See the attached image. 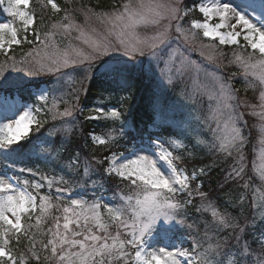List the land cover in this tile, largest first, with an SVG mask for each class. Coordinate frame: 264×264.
Returning a JSON list of instances; mask_svg holds the SVG:
<instances>
[{"label": "snow or ice", "instance_id": "1", "mask_svg": "<svg viewBox=\"0 0 264 264\" xmlns=\"http://www.w3.org/2000/svg\"><path fill=\"white\" fill-rule=\"evenodd\" d=\"M3 3L4 0H0V4ZM39 4L42 9L50 6L53 16L64 13L58 21L53 20L43 39L35 30L36 13L26 11L30 0H7L5 11L13 21L0 23V52L6 56L0 62V91H22L29 87L25 77L45 74L55 75L58 82L65 78L70 82L72 73L68 70L76 68L84 71L86 80L100 72L118 87L128 89L145 77L146 61L149 71L155 73L158 68L162 82L173 87L176 77L194 73L190 91L182 94L193 105L197 104L198 97H206L208 101L205 111H201L202 105L194 108L195 143L206 147L210 153L231 158L233 164L226 173L225 183L234 182L243 191L238 199L225 193V205L236 209L233 212L229 207L221 211L216 201L201 190L202 184L193 187L197 173L189 174L178 167L183 157L173 151L186 147L184 139L192 129L191 122H186V129L180 133L183 139H174L175 134H169L165 140L151 132L145 138L138 129H133L138 133L135 136L127 131L128 123L115 107L96 106L88 109L94 114L86 119L120 121V126L118 135L116 129L99 135L90 133L94 146L111 149L125 136L130 141L138 139L139 143H133L128 154L112 152L103 159L85 158L81 162L80 153L76 152L66 165L69 174L75 170V176L70 179L63 175L49 177L40 173L43 183H31L27 179L13 183L7 176L0 175V264L5 260L8 264H17L18 259L19 264H28L23 255L18 258L9 247L13 240L19 244L21 236L28 241L31 258L38 262L41 256L35 249L37 242L40 243L46 253L43 256L45 264H264V0H254L242 9L230 0H201L198 11L204 19L190 21L189 27H185L182 21L192 9L181 7L182 0H127L112 12L88 9L85 25L94 16L99 24L104 25L103 32L91 26L86 30V27L76 24L56 0H39ZM249 10L257 13L256 22L250 18ZM213 19L219 22L210 23ZM15 21H19L22 27L15 26ZM30 28L41 47L30 49L17 61L9 52L13 45L21 44V32L25 33L23 42L33 43L26 35ZM57 31L66 35L76 31V39L85 47L73 46L70 42L66 47H60L52 40ZM198 31L204 38L218 41L219 45L251 49L247 55L234 52L228 63L240 70L245 91L259 87L258 103H250L238 95L240 89L232 83V78L237 75L235 72L230 78H225L216 72L205 71L199 63L185 56L179 47H173L174 41H181L189 50L198 51L204 60L220 67L223 53L217 51L215 44L200 41ZM241 36L244 45H240L238 38ZM113 53H119V56ZM202 71L205 82L199 79ZM80 91L85 90L83 87L74 90L75 103L59 98L60 103L66 105L63 111L59 110L57 99H53L48 112L53 120L60 119L63 123L54 125L48 137H37L36 141L28 139L34 126L39 130L46 122L37 116L43 111L41 107L17 110L8 123L0 125V156L9 161V168L17 160L25 158L26 152L29 153L28 158L36 155L37 147L41 149L39 158L45 162L62 158L67 140L57 142L49 137L57 131L66 135L72 132V127L66 126L69 121L65 118H72L77 110L83 113L84 109L79 106ZM4 99L7 103V97ZM39 100L47 105L48 94L40 93ZM242 109H248L247 115L260 121L255 127L261 147L254 149L256 158L252 165L253 173L260 181L258 185L246 179L244 149L248 139L244 129L247 121ZM201 132H206L207 138ZM22 141H27V144ZM105 161L107 164L102 169L95 167L104 165ZM19 171L37 175L30 168L21 167ZM199 174H207L206 169L201 168ZM105 177L127 182L124 185L127 191L118 186L111 204L104 200L103 195L96 197L98 191L107 190ZM89 184L93 191L89 199L74 190L76 187L86 188ZM45 185L49 190L56 185L57 195L42 194L40 190ZM65 194L66 200L63 198ZM184 194L187 199L180 198ZM195 197L200 199L198 205L193 204ZM245 203L251 209V218L245 214ZM192 207L197 213H209L211 216V221L202 220V235L199 234L201 223L198 222L201 218L190 214ZM54 209L62 215H53ZM37 211L35 225L25 226L22 217L27 215L31 220L29 214ZM49 218L52 225L43 229L42 225ZM258 226L260 231L257 234ZM34 227L36 232L31 231ZM185 230L191 237L189 247L175 242L177 234ZM193 231L197 234L193 235ZM37 236H47L48 239L46 242L42 239L37 241Z\"/></svg>", "mask_w": 264, "mask_h": 264}, {"label": "rangeland", "instance_id": "2", "mask_svg": "<svg viewBox=\"0 0 264 264\" xmlns=\"http://www.w3.org/2000/svg\"><path fill=\"white\" fill-rule=\"evenodd\" d=\"M63 1L65 2L66 7H63L62 9H66L68 11L69 16L74 19L76 24L81 25L82 27H86V30H87V26L95 27L97 31L99 32L104 31V25L99 24V22L95 19L94 16L88 20V25L87 26L85 25L87 10L92 9L94 12H112L115 9L119 8L122 3L127 2V0H123L120 3H117L116 6H111L109 9L106 10V9H100V8L94 9L93 7L90 6L87 0H63ZM200 2L201 0H182L181 7L192 9L189 15L187 17H184V20L182 21V24L185 27H189L190 26L189 22L192 20L203 21L204 18L202 14L198 11V6ZM230 2L234 6H238L239 8L242 9L244 5L254 2V0H230ZM255 2H258V0H255ZM36 6H37L36 12L39 14V19L37 18V15H36L35 30L38 33H40L41 38L43 39L44 33L50 30V25L53 22V20L58 21L64 15V13L61 12L53 16L50 6L47 9H42L39 4V0H36ZM6 7H7V0H4V3L0 4V23L13 21V18L9 16L8 13L5 11ZM26 11L33 12L30 7L26 9ZM258 11L259 9H257V12ZM256 14L257 13L251 12V10H249V16L251 19H253L254 22H256L255 21ZM217 22H219L218 19H213L210 23L215 24ZM15 26L22 27L19 21H15ZM225 30L226 29H222L221 31H225ZM197 34H198V38L200 41H203L204 43H207V44H215L217 46V51L223 53L222 63L220 67H217L216 64L214 63H209L208 61L204 60V58L200 56L198 51L189 50V47L183 44L181 41H174L173 47L174 48L179 47L185 56L189 57L192 62L199 63L205 71L218 73L219 69H221L220 73L221 72L223 73V71L226 73L225 76L221 73V75H223L225 78H230L231 73L235 72L237 75L234 78H232L233 85L235 86V88H238V89H240V84L243 87V89L239 91L238 95L242 99H246L250 103H253V104L258 103L257 97L260 91L259 87H257L255 90L249 89L245 91L243 77L240 75V70L234 64L229 65L228 63L229 60L232 59L233 54L226 53L224 51V48H230L236 45H219L218 41H210L207 38H204L202 36V32L198 31ZM19 35L22 39L21 44L13 45L11 51L9 52V55L14 56L17 61L22 59L30 49L35 50L36 48L41 47V45L35 41L31 28L29 29L26 35H27V39L29 41H33V43L23 42V36L25 35V33L21 32ZM76 36H78V33L76 31H72L70 35H66V34H63L61 31H57L55 35H53L52 40H54L62 48L66 47L69 44V42L73 46L85 47L81 43V41L76 39ZM238 39H239L240 45L245 44L242 36ZM22 47H25L26 49H23ZM247 50L248 52L251 51L250 48H248ZM49 51H51V49H49ZM205 51H210V49H205ZM234 52L241 53L240 49H236ZM112 55L119 56V53H113ZM244 55H247V54H244ZM120 58L125 59L124 57H120ZM5 59H6L5 54L3 52H0V62H3ZM104 59H108V57H105ZM142 59H145L146 61V58H142ZM97 63H100V62H97ZM144 66L146 70V75L143 78V80L150 81L152 85H154L160 91L163 97L167 98L169 102L174 103L175 105L173 106H175L178 111L180 112L182 111L181 113L184 115V118L181 124L178 126L180 133L186 129V122H191L192 129L191 131L187 133V136L191 135L195 139L196 123L193 117L196 115V112L194 111V108L202 105L203 107L201 111L203 112L207 109V104H208L206 97H198L197 104L193 105V103L190 100L186 99L185 96L182 94V92L190 91L192 87V81L195 78V74L187 73V74H184L183 76L176 77V84H175V87H173V86L167 85L166 82H162V80L160 79L158 75L159 73L158 68L155 69V73H153L152 71L148 70L149 65L147 61L145 62ZM216 68L218 70H216ZM68 71L72 73V80L70 82L67 80V78L58 82L57 77L55 75H48V74L40 75V76L32 77V78L25 77L24 79L29 81V88L31 89V92H32V96L29 100H19L17 98L12 99L8 97V95L5 94L7 93L6 91L8 90L0 91V125L4 123H8L13 118V115L14 113L17 112V110L24 109L25 107H34V106L41 107L43 111L41 113H38L37 116L41 121H46V122L43 123V126L40 127L39 130H37L36 127L34 126L32 128L29 138L33 135L32 137L34 138L33 141H36L37 137H48L49 130L53 129L54 125L59 126L63 123V121L60 119L53 120L52 114L48 112V108L51 107L54 98L57 99L58 103H60L59 101L60 97H63L65 101L75 103L76 101L74 99V96H75L74 90H79L81 89V87H83L85 91L79 92V95H80L79 106L83 108L82 99L84 98L86 88L91 80L84 79V71L81 68H76L74 70L69 69ZM97 73L99 72H95L94 75H96ZM13 75H16V74L13 73ZM199 79L201 82H205L204 71L200 73ZM10 91H13V90H10ZM42 92L48 94L47 105H45L43 102L39 100V94ZM5 97H7V103H5V99H4ZM33 100H34V104L32 105L29 102ZM65 106L66 105L64 103H60L59 110L63 111ZM109 108H112V107H109ZM242 110L245 112L244 119L247 121V127L244 129V134L248 139V143L244 149L246 153V160H247L246 179H251V182L253 184L258 185L260 181L253 173L252 165H253V161L256 158V153L254 152V149L259 150V148L261 147L258 142L259 133L257 132V129L255 127L256 125L260 123V121L256 117L247 115L248 109H242ZM93 114L94 113H90V112L81 113L78 110L75 111L72 118H65L69 121V125H66V126H71L72 132L66 135L63 132L57 131L55 132V135L53 137H49L50 139H55L57 142H59L61 139L67 140L66 147L63 151V156L60 160H49L48 162H45L44 160L39 158L38 154L41 152V149L37 147L36 149L37 154L35 156L37 159H39L41 162L44 163L45 165L44 168H37V167L25 166V165H16V166L14 165L12 168H9V167H6V165L0 164V166H3V167H0L1 168L0 175L7 176L13 183H16L17 181L22 182L26 179L30 181L31 183H43V181H41L40 173H43L49 177L51 176L59 177L63 175L65 179H70V177H74L75 170H73V172L69 174L66 168V165H67L69 158L72 157L76 152L80 153L81 162L85 158L89 160H92L93 157L101 158V156L99 155L96 156V154L94 155L92 153V148L96 146L92 144L89 134L96 133L99 135L111 129H116L117 131L120 126V121H111V120H105L104 118H101L99 120H94V121H100L103 124L100 126H96L94 131L88 132L87 130H85V128L87 127L86 123L87 121H91V120H88L85 117L89 115H93ZM200 134L204 136L205 138H207L208 134L206 132H201ZM162 138L167 140L164 137ZM173 138L183 139V137L181 136L173 137ZM185 140L186 139H184V143H186ZM198 147H200L202 150L204 148L207 149L206 147L202 145ZM173 151L180 153L181 150H173ZM125 154H128V152ZM221 157L224 158L223 156ZM213 158L217 161H225L224 169L221 170V172H217L216 180H215L216 185H218L219 181L223 183L222 190H224V185L226 184L225 176H226V173L230 170V166L233 164V160L231 158H227V159L226 158L217 159L215 157ZM211 163L215 165H219L217 163H213V162ZM106 164H107V161H105L104 165H99L95 167L102 169L103 167L106 166ZM21 167L30 168L34 172H37V175L33 176L31 173L27 171L22 173L19 171ZM178 167L186 170V163L184 162V160L178 163ZM209 177H210V173L207 172V174L204 175V178L208 179ZM126 183H127L126 181H120L118 178H115V177H111V178L105 177V184H106L107 190L98 191L96 193V197L98 198L100 195H103L104 200L108 202L109 204H111L113 203L112 196L115 192L118 191V186L119 188L124 189L125 192L127 191V189L124 188V185ZM196 184H199V183H197V181L194 180L192 182L193 187H195ZM202 185H203V188L201 190L207 193V191L204 190L205 185L203 184V182H202ZM231 185L233 188L229 189V187L227 186L226 188L228 190L221 191V193L228 192L231 195V191L235 188V186L238 187V185L233 182L231 183ZM55 187L56 185H53L52 189L49 190L47 186L45 185L43 190L42 191L40 190V192L42 194H50L53 197H55L57 195V193L55 192ZM238 188L240 190L236 189L238 191L237 198L239 197L240 192L243 191V189H241L240 187ZM29 190L32 191L31 188ZM74 190L76 192L84 194L85 199H89L93 196V191L91 189L90 184L86 188L76 187ZM208 194H209V197L212 196L211 193H208ZM63 198L66 200L67 194H65ZM180 198L187 199V195L186 194L181 195ZM199 203H200L199 197H195L193 200V204L198 205ZM244 208L245 210H247V216L251 218L252 213H251V209L249 208L248 203L244 204ZM189 212L193 217L201 218V221H198V222L201 223L199 234L202 235L204 231L202 220L206 218L208 221H211L210 214L209 213H197L194 207L190 208ZM38 214L39 212L37 211V213L35 214L30 213L29 215L36 216ZM52 214L62 215V213L57 212L55 209L53 210ZM27 219H28L27 215L22 217V223L24 224V221ZM189 222L191 223L192 221L190 220ZM52 223L53 221L49 218L47 222L42 225V228L47 229L49 226L52 225ZM32 224L35 225V221ZM32 232H36L35 227L32 228ZM192 234L196 235L197 233L193 231ZM41 239L46 242L48 237L47 236H37V241ZM190 240H191V237L187 234V230H185L184 233L177 234L175 242L183 243L184 247H189ZM35 250L41 256V260L39 261V263L45 264V261L43 260V256L46 253L42 250L39 242H37Z\"/></svg>", "mask_w": 264, "mask_h": 264}, {"label": "trees", "instance_id": "3", "mask_svg": "<svg viewBox=\"0 0 264 264\" xmlns=\"http://www.w3.org/2000/svg\"><path fill=\"white\" fill-rule=\"evenodd\" d=\"M91 7L94 9H109L111 6H116L117 3H120L123 0H87ZM56 2L61 6V8L66 7L65 2L63 0H56ZM30 8L33 12L36 13L37 18L39 19V14L36 12V0L30 1ZM26 49L25 47H22ZM236 49H240L241 53L247 54L248 50H244L238 46H232L230 48H224L226 53H231ZM228 69V68H227ZM216 70H218L216 68ZM221 69H219L218 74ZM224 76L226 73L223 71ZM243 89L240 84V91ZM6 95L11 98H18L19 100H29L32 96L31 89L29 87L25 88L22 91H6ZM31 103L34 102L30 101ZM83 103V112H89L88 109L94 108L96 106H100L103 108L115 107L122 113V119L128 123L127 131L131 133V135H138L136 131L133 129H138L139 132L143 133L145 138L149 132L153 134H159L162 137L168 139L169 134H175L173 137H179L180 131L178 126L181 124L184 115L176 109L174 103L169 102L167 98L163 97L160 91L152 85L150 81H144L143 79H139L135 85L128 89H122L118 87L115 83H112L107 78L103 77L100 72L94 75L89 82L86 92L84 94V98L82 99ZM103 123L100 121H87L86 128L88 132L94 131L96 126H100ZM147 129V131H145ZM119 129L116 131L118 135ZM33 135L29 138V140H33ZM186 147L180 151V155H182L184 162L186 163V171L191 174L193 171L197 173V183L205 185V191L207 193H211L212 196L209 198L215 200L217 206L220 210L223 211L224 207H229L225 205V193H221V191L228 190L233 188L231 183H226L224 185V190H222L221 185L222 182L219 181L218 185H216V174L217 172H221V170L225 167V161H217L213 157L217 159H224L218 154L210 153L208 149H201L195 144V139L193 136H187L185 140ZM22 143L27 144V141H22ZM133 143L138 144L139 140L130 141L128 136H125L120 140V143L113 146L111 149H105L104 146L93 147L92 153L96 156L99 155L103 159L106 156L111 155L112 152H123L127 153L128 150L132 147ZM30 147V146H29ZM91 150V149H90ZM29 157V153L26 152L25 158L22 160H17L16 165H25L32 166L37 168H44L45 165L39 159L36 158L35 155H31ZM217 163L219 165L212 164ZM9 161L5 160L2 156H0V164L6 165L8 167ZM3 167V166H0ZM201 168H205L206 172L210 173V177L208 179L204 178V175L199 174V170ZM1 169V168H0ZM234 183V182H233ZM236 184V183H235ZM240 190L237 186L231 191V197L233 199H238V191ZM43 188L41 189V191ZM230 211L235 212L236 209L229 207ZM247 215V210L245 212ZM35 221V215H32V219L25 220L24 225L32 224ZM32 231V229H31ZM260 231V227L258 226L256 229L257 234ZM12 249L13 254L18 258L23 255L24 258L28 261V264H40L35 259L31 258V253L28 252V241L24 236L20 237V243L17 244L15 240H13L12 244L9 245ZM4 264H8L5 260ZM17 264H19V259ZM43 264V263H42Z\"/></svg>", "mask_w": 264, "mask_h": 264}]
</instances>
